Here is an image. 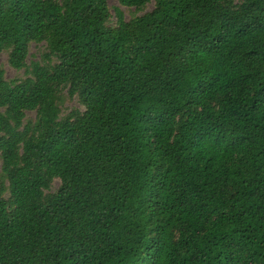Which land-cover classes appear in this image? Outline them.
Instances as JSON below:
<instances>
[{
  "label": "trees",
  "instance_id": "trees-1",
  "mask_svg": "<svg viewBox=\"0 0 264 264\" xmlns=\"http://www.w3.org/2000/svg\"><path fill=\"white\" fill-rule=\"evenodd\" d=\"M116 1L0 0V264H264V0Z\"/></svg>",
  "mask_w": 264,
  "mask_h": 264
},
{
  "label": "rangeland",
  "instance_id": "rangeland-1",
  "mask_svg": "<svg viewBox=\"0 0 264 264\" xmlns=\"http://www.w3.org/2000/svg\"><path fill=\"white\" fill-rule=\"evenodd\" d=\"M108 6H109L110 13L112 15V23H113L114 22V12L116 8H118L119 10L123 12L125 20H129L132 17L140 16L144 14L145 12L151 11L153 8V3L148 4L143 11H137L133 8L122 7L117 3L116 0H108ZM43 47H44L43 45L31 44L30 49H29V56H28L27 63L38 61L40 59V55H41ZM0 68L3 69L4 77L8 81L25 77L24 70L16 71L9 65L8 56H7V53L5 52L0 53ZM72 108H79V103L77 102V100L76 99H65L63 103V110L69 111ZM27 117L29 119H33L34 113L27 112ZM58 184H59L58 182H55L52 189L55 190Z\"/></svg>",
  "mask_w": 264,
  "mask_h": 264
}]
</instances>
